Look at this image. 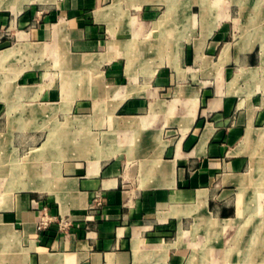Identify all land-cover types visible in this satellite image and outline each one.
<instances>
[{
    "label": "crops",
    "instance_id": "1",
    "mask_svg": "<svg viewBox=\"0 0 264 264\" xmlns=\"http://www.w3.org/2000/svg\"><path fill=\"white\" fill-rule=\"evenodd\" d=\"M38 11L0 18V264H208L220 236L249 264L246 242L264 241V0ZM7 148L29 161L11 189Z\"/></svg>",
    "mask_w": 264,
    "mask_h": 264
},
{
    "label": "rangeland",
    "instance_id": "2",
    "mask_svg": "<svg viewBox=\"0 0 264 264\" xmlns=\"http://www.w3.org/2000/svg\"><path fill=\"white\" fill-rule=\"evenodd\" d=\"M53 2H55V0H0V18L3 17L4 15H8L13 19L15 16L21 15L27 9H30L33 7L35 8L39 7L38 12L42 15L43 11H45L49 5H52ZM252 5L253 3H251V6ZM9 22H10V19H9ZM260 25L264 27V18H262ZM10 27L11 26L9 24L7 26H2L0 24V41H2L5 35L10 34ZM17 54L18 55L16 56V58L13 59L15 61L11 60V62L14 63L12 64V68L16 66H19V68H21L24 65V63L30 60L29 57H26L27 55L24 52H19ZM45 55L47 56V54ZM46 56H44L43 59H45ZM26 58H27V61L25 60ZM1 71L4 72V70H1ZM13 151H14L13 149L7 148V152H6L7 155L3 159L5 160L3 162V165L5 166L6 176L3 179H1V183H3V185H5L7 189H11L13 187L14 181H15V175L18 169L20 168L29 169V161H25L26 160L25 156L18 155V157L17 156L15 157ZM23 157H24V161H21ZM247 226H245L244 228V233L249 228ZM261 229L263 228L260 227V230ZM261 234L263 235V233L260 232V235ZM230 239H233V237L229 238L228 240L224 238L223 240H221V236H220L218 241L217 239L214 240V251H213L214 258L211 259L208 264H231L230 262L231 260L232 262L234 261L235 264H245L244 263L245 260L243 256L242 257L235 256L236 253L237 254L239 253L240 244L243 247L244 242L238 241L234 243ZM261 243L262 244L260 245V241L259 242H256V241L246 242V245L248 246V249H249V253L251 254V256L247 258V260L250 262L249 264H264V241ZM221 246L224 249H221ZM229 248H232L233 252H231L232 253L231 258L229 257V259H227L228 257L225 254L228 253ZM200 264H203V263H200Z\"/></svg>",
    "mask_w": 264,
    "mask_h": 264
},
{
    "label": "built area",
    "instance_id": "3",
    "mask_svg": "<svg viewBox=\"0 0 264 264\" xmlns=\"http://www.w3.org/2000/svg\"><path fill=\"white\" fill-rule=\"evenodd\" d=\"M54 221H55V218L54 217L44 215V217L42 219V222H41L39 228H44L49 223H52ZM60 225H61V227L65 228L66 226H68V223H66L65 221L62 220V221H60Z\"/></svg>",
    "mask_w": 264,
    "mask_h": 264
},
{
    "label": "bare ground",
    "instance_id": "4",
    "mask_svg": "<svg viewBox=\"0 0 264 264\" xmlns=\"http://www.w3.org/2000/svg\"><path fill=\"white\" fill-rule=\"evenodd\" d=\"M15 52V48H13V49H10L9 51H8V54H9V56L11 57V56H14V53ZM8 56V57H9ZM6 57V56H5ZM29 188H31L30 186H29ZM36 189H39V188H36Z\"/></svg>",
    "mask_w": 264,
    "mask_h": 264
}]
</instances>
